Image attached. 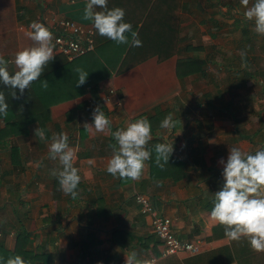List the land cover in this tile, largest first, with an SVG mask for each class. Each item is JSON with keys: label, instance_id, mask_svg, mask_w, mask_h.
Here are the masks:
<instances>
[{"label": "crops", "instance_id": "obj_1", "mask_svg": "<svg viewBox=\"0 0 264 264\" xmlns=\"http://www.w3.org/2000/svg\"><path fill=\"white\" fill-rule=\"evenodd\" d=\"M87 3L0 0V54L10 73L17 70L15 53L34 46L25 35L31 23L53 16L92 29L94 50L78 59L86 61L80 69L98 78L96 87L50 107L42 126L31 125L26 137L1 145L0 248L18 250L28 264H125L132 251L138 261L187 263L191 257L185 255L161 257L162 246L151 233L149 217L135 204V195L146 197L171 221L177 239L199 240V254L227 246L222 229L213 237L218 223L210 212L214 194L224 183L219 162L226 161L229 149L254 154L264 148V36L253 31V21L244 20L252 30L238 37L234 28L233 58L220 68L204 41L194 42L218 38L216 24L226 10L208 13L207 8L216 6L213 0H108L109 10H125L124 22L132 24L141 47H132L131 39L116 44L100 36L92 21L82 18ZM125 54L131 56L118 71ZM109 89L114 95L104 103ZM97 107L110 119L111 132L138 118L149 119L152 139L147 148L152 156L139 180L107 173L117 142L85 126L93 123ZM169 114L174 127L161 128ZM37 128L45 131L44 140L35 135ZM61 132L76 150L74 167L81 176L76 199L65 195L52 175L62 165L49 157L48 148L52 135ZM18 139L22 141L16 144ZM157 143L173 145L168 164L161 161L163 167L155 162ZM19 230L28 236L21 246L15 239Z\"/></svg>", "mask_w": 264, "mask_h": 264}, {"label": "clouds", "instance_id": "obj_2", "mask_svg": "<svg viewBox=\"0 0 264 264\" xmlns=\"http://www.w3.org/2000/svg\"><path fill=\"white\" fill-rule=\"evenodd\" d=\"M108 0H88L83 12L85 21H92L93 27L102 37L114 41L116 44H128L131 39L132 47H141L142 42L138 33L133 31L131 23L124 22L125 10L115 7L107 8ZM245 8L243 16L254 22L253 31L264 36V0H255L249 6L250 0H240ZM96 8L103 9L96 11ZM31 31L25 35L34 42V46L25 47L15 53L14 64L16 71L10 74L8 61L0 54V83L4 86L19 90L23 94L25 89L40 79L44 68L54 58L53 33L41 22H32ZM130 34V36L128 35ZM243 57L245 53L241 52ZM79 73L78 85L86 82L88 73L77 68ZM48 82L44 80L42 87L47 89ZM11 95L15 98L16 92ZM9 105L4 92L0 91V116H7ZM96 132L110 134L117 142L112 146L113 155L108 159L106 171L113 177L137 181L141 178L146 162L152 153L147 145L152 139V125L147 117H141L129 122L125 128L111 132V121L104 111L97 107L93 111V123L85 125ZM161 128L174 127L172 114L161 122ZM35 135L45 139V131L35 129ZM49 157L59 159L62 170L53 171L58 177L61 191L65 195L76 199L78 185L81 182L79 169L74 167L76 150L69 146L67 133L53 134L49 144ZM174 151L173 145L157 143L155 145V162L163 167L161 161L168 164ZM223 165V186L214 194L213 207L210 217L224 228V235L229 241L239 242L247 239L255 252H264V148L251 154L239 147L229 149L227 159L221 160ZM39 166V165H37ZM0 264H27L20 256L0 257ZM125 264H155L154 260L138 261L135 251L129 252Z\"/></svg>", "mask_w": 264, "mask_h": 264}, {"label": "trees", "instance_id": "obj_3", "mask_svg": "<svg viewBox=\"0 0 264 264\" xmlns=\"http://www.w3.org/2000/svg\"><path fill=\"white\" fill-rule=\"evenodd\" d=\"M245 30L243 29L241 32L246 34ZM125 59L126 54L119 64L118 71L123 69L122 64L124 66ZM81 61L78 59L67 62L63 56H55L45 66L40 79L33 82L28 89H25L23 94H20L19 90L8 88L0 83V91L4 92L9 105L8 115L6 117L0 116V148L7 140L26 137L29 126H42L50 107L61 101L79 97L87 89L96 87L98 78H93L92 72L88 70H84L88 73L86 82L83 85H78L79 73L76 69L84 67L86 62L80 63ZM190 62L197 63L195 60ZM10 74H14V72ZM44 80L48 82L47 89L42 87ZM12 91L16 92L15 98L11 95ZM6 177V173L1 174V178ZM216 227L218 228L212 231L213 237L216 236L215 233L218 229H222L224 234L222 225L218 224ZM15 234L17 244L21 246L25 242L27 234H24L21 230ZM15 255L21 256L23 254L18 250L11 253L0 248V257L5 260ZM33 259L36 260V256L31 258L32 261ZM230 262H235V264H264V252L253 251L248 240L241 239L239 242L229 241L228 245L222 248L192 256L185 264H227Z\"/></svg>", "mask_w": 264, "mask_h": 264}, {"label": "built area", "instance_id": "obj_4", "mask_svg": "<svg viewBox=\"0 0 264 264\" xmlns=\"http://www.w3.org/2000/svg\"><path fill=\"white\" fill-rule=\"evenodd\" d=\"M53 33L54 52L63 56L66 61H74L94 50L93 32L91 28H85L72 21L62 18L49 17L39 19ZM114 95L113 89L107 90L103 102H110ZM134 202L138 205L141 214L149 217L150 230L152 235L162 246L161 257L185 255L196 256L201 252V242L181 241L171 232V221L159 215L150 205L148 199L142 195H135Z\"/></svg>", "mask_w": 264, "mask_h": 264}, {"label": "rangeland", "instance_id": "obj_5", "mask_svg": "<svg viewBox=\"0 0 264 264\" xmlns=\"http://www.w3.org/2000/svg\"><path fill=\"white\" fill-rule=\"evenodd\" d=\"M251 1L252 0H250V2ZM213 2H217L216 6L213 9L207 8L206 11L209 10L208 13L214 10L216 11H220V9L226 10V12H224L221 15L222 19H220L221 17H219V15L214 16L215 19L222 20L220 23L216 24V27L220 25V27L216 29V33L218 32L217 33L218 38L217 37L213 38L214 41L213 39L201 40V38H198L197 40L195 39L194 42L195 44H199L200 43L199 40L204 41V43L202 44L206 45V47L209 48L211 58L213 57V59L216 60V63H215L216 67L221 68L224 64L230 62L231 59L233 58L231 51L234 46V41H235L234 36H236V32H234V28L238 30L237 36L240 37L241 28L246 29V30H252V26L251 24L247 23L248 21H244L246 20L243 16V12L245 11V8L241 5L240 0H213ZM221 5L222 6L226 5V6L221 8L220 7ZM249 6H250V3H249ZM205 25H206V30H207V24ZM211 29H214V28H211ZM207 36H208V33H207ZM217 47H219L217 49L218 52H215L212 56V51L216 49ZM130 56L131 55H127L125 60L127 61L130 58ZM20 139L16 141L17 142L16 144L22 141ZM11 142H12L11 140H7V143H11Z\"/></svg>", "mask_w": 264, "mask_h": 264}]
</instances>
